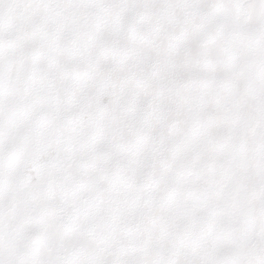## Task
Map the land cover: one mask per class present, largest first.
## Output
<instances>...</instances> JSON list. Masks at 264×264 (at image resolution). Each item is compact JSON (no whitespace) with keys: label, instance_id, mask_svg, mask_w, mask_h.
Segmentation results:
<instances>
[{"label":"snow or ice","instance_id":"snow-or-ice-1","mask_svg":"<svg viewBox=\"0 0 264 264\" xmlns=\"http://www.w3.org/2000/svg\"><path fill=\"white\" fill-rule=\"evenodd\" d=\"M0 264H264V0H0Z\"/></svg>","mask_w":264,"mask_h":264}]
</instances>
